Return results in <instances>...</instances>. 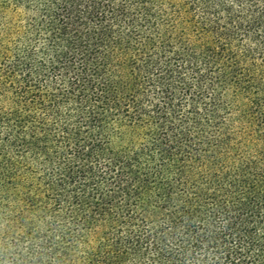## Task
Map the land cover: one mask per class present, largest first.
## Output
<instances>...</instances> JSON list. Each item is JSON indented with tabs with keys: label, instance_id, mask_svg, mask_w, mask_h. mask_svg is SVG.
Masks as SVG:
<instances>
[{
	"label": "trees",
	"instance_id": "1",
	"mask_svg": "<svg viewBox=\"0 0 264 264\" xmlns=\"http://www.w3.org/2000/svg\"><path fill=\"white\" fill-rule=\"evenodd\" d=\"M0 264H264V0H0Z\"/></svg>",
	"mask_w": 264,
	"mask_h": 264
}]
</instances>
